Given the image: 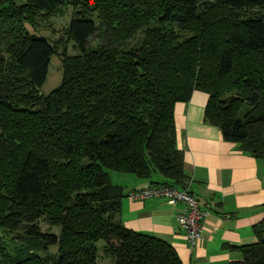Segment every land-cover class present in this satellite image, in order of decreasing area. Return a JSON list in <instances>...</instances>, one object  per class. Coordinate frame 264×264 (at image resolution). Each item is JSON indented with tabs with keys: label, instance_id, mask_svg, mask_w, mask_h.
<instances>
[{
	"label": "trees",
	"instance_id": "16d2710c",
	"mask_svg": "<svg viewBox=\"0 0 264 264\" xmlns=\"http://www.w3.org/2000/svg\"><path fill=\"white\" fill-rule=\"evenodd\" d=\"M66 6L76 52L44 94L61 41L27 25ZM194 90L225 140L264 157V0H0V230L19 238L0 239V264H184L124 225L109 170L187 188L174 109ZM254 233L221 264H264V217Z\"/></svg>",
	"mask_w": 264,
	"mask_h": 264
},
{
	"label": "crops",
	"instance_id": "0c3cea01",
	"mask_svg": "<svg viewBox=\"0 0 264 264\" xmlns=\"http://www.w3.org/2000/svg\"><path fill=\"white\" fill-rule=\"evenodd\" d=\"M209 95L194 90L188 102L175 105L177 143L184 152L188 188L206 212L204 237L192 246L177 214L182 203L170 205L161 198L132 199L137 188L161 184L166 178L125 174L126 196L121 217L126 227L153 234L176 249L184 264H221L239 260V248L254 243V227L264 217V157L244 152L224 139L221 129L205 119Z\"/></svg>",
	"mask_w": 264,
	"mask_h": 264
},
{
	"label": "rangeland",
	"instance_id": "374dc122",
	"mask_svg": "<svg viewBox=\"0 0 264 264\" xmlns=\"http://www.w3.org/2000/svg\"><path fill=\"white\" fill-rule=\"evenodd\" d=\"M24 0H19V3ZM75 14V9L72 6H66L58 9L57 11L52 12L48 17L40 15L37 17L34 25H27L30 32H34L40 36L48 38L51 42L61 41L59 47L56 48L57 52L52 57V61L49 67V74L45 84L41 88V93L48 94L53 89L58 87L62 80V56L61 53L63 48L67 46V52L73 54L76 52V49L73 47L74 42L67 40V27L72 17ZM100 38L93 37L91 39V46L99 44ZM6 56H9L4 52ZM111 182L116 186L122 187L124 191L127 189L129 183L125 182L124 177L125 173L118 170H109ZM43 230H51L52 232L58 233V227H50L47 223H42ZM17 233H9L7 231L0 230V239L4 240L7 244L18 242L19 238L16 237ZM51 251H56V247H52ZM100 264H108L109 260L104 257L102 254L99 258Z\"/></svg>",
	"mask_w": 264,
	"mask_h": 264
},
{
	"label": "built area",
	"instance_id": "2783aa9c",
	"mask_svg": "<svg viewBox=\"0 0 264 264\" xmlns=\"http://www.w3.org/2000/svg\"><path fill=\"white\" fill-rule=\"evenodd\" d=\"M128 196L132 199L161 198L170 205L182 203L177 219L184 230L188 242L194 246L204 237V219L207 215L202 211L198 199L187 188H179L169 184L147 185L132 190Z\"/></svg>",
	"mask_w": 264,
	"mask_h": 264
}]
</instances>
